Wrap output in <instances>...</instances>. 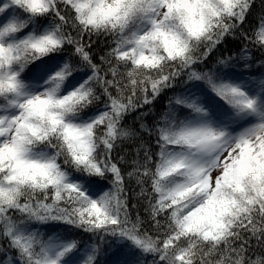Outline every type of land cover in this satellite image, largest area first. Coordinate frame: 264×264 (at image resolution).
Listing matches in <instances>:
<instances>
[{
  "label": "snow or ice",
  "instance_id": "snow-or-ice-1",
  "mask_svg": "<svg viewBox=\"0 0 264 264\" xmlns=\"http://www.w3.org/2000/svg\"><path fill=\"white\" fill-rule=\"evenodd\" d=\"M256 3L0 0V264H99L105 242L132 257L114 264H264V0L244 29ZM228 37L244 47L205 68ZM134 111L139 130L123 125ZM60 225L98 242L41 231Z\"/></svg>",
  "mask_w": 264,
  "mask_h": 264
},
{
  "label": "trees",
  "instance_id": "trees-1",
  "mask_svg": "<svg viewBox=\"0 0 264 264\" xmlns=\"http://www.w3.org/2000/svg\"><path fill=\"white\" fill-rule=\"evenodd\" d=\"M260 11L259 9V0H257L256 6L253 7L252 13L248 16L247 22L244 25V29L251 34V29L256 25V16L257 13ZM93 39H97L93 37ZM244 47V42L240 39H233L232 37H228L225 42L218 46L217 50L210 54V57L204 65L205 68L211 67L213 64L216 63L218 58L229 56L233 54H238L241 48ZM249 48H255L254 45H249ZM106 50V46L104 43V37H100L98 40V46H96V60L99 61V56L103 54ZM253 56V66L252 72L259 76L264 73V52L260 50H254L252 52ZM259 62V63H257ZM242 67V65H241ZM181 89L177 87L174 90H169L163 93L161 97L153 105V113L145 117V122L151 126L153 122L159 118H161L162 114L166 111V104L168 98L171 97L174 92H179ZM147 111V109H144ZM139 111H134L127 115L123 121V125L132 129L139 130V121L137 117L139 116ZM141 138L148 143L152 151L155 152L158 149L155 146V136L149 137L146 133H140ZM139 144V140L136 141H125L123 144L113 153L114 158H119V156L124 155L126 159H131L134 155L133 149L137 147ZM97 187L107 188L108 181H102ZM130 189L134 187V185L129 186ZM135 191L138 192L139 188H135ZM136 204V208H132L131 206ZM129 207L131 209L132 215L135 216L137 212L140 213L141 216H144V204L143 202H139L137 199L133 198L131 190L129 191ZM41 231L45 232L47 235H52L53 233H60L65 239L74 238L81 242V245H86L92 242H98L95 240L91 234L85 233L83 231L71 228L69 226H53L48 228H42ZM46 238V237H45ZM255 243V241H253ZM254 251L259 252V249H254ZM15 255V253H13ZM0 259H3L0 256ZM99 264H114L115 261L121 259H132L131 256H128L126 253V249L122 248L115 243H108L105 242L101 245V254L99 256ZM152 259L151 256L147 257V260L150 261Z\"/></svg>",
  "mask_w": 264,
  "mask_h": 264
}]
</instances>
